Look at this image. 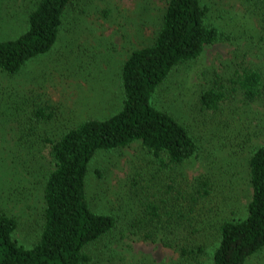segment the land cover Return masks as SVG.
<instances>
[{
  "label": "trees",
  "instance_id": "trees-1",
  "mask_svg": "<svg viewBox=\"0 0 264 264\" xmlns=\"http://www.w3.org/2000/svg\"><path fill=\"white\" fill-rule=\"evenodd\" d=\"M74 1L36 0L27 13L25 29L14 38L0 40V72L14 75L27 61L50 51ZM237 1L243 10L239 18L250 23L247 35L239 36L245 44L222 28L223 14L209 0H166L153 41L133 49L121 65L117 111L103 118H86L56 137L35 132L47 146L50 164L43 187V221L38 236L26 245L15 236L16 217L0 211V264H91L89 247L113 229L116 219L91 207L86 189L88 164L98 151L133 143L139 144V153L132 184L138 185L136 198L144 221L151 225L140 237L158 239L181 256L196 258L204 252V246L179 243L175 232L187 233L193 225L192 212L214 196L213 190L223 187L214 184L217 177L212 179L221 169L210 161L204 173L191 179L182 171L174 174L199 153V144L188 126L158 107L153 97L173 68L196 60L206 46L222 40L235 44L230 68L214 73L208 86L200 89L196 105L211 114L218 149L227 150V156L243 152L250 198L243 216L219 223L209 264H244L264 247V124L260 112V107L264 110V62L255 60L264 56V0ZM12 106L23 117L26 109ZM33 106L26 124L51 116L47 107ZM27 134L20 132L17 143L33 148ZM142 172L150 177L138 180ZM155 186L157 190L151 191ZM165 229L170 230L158 236Z\"/></svg>",
  "mask_w": 264,
  "mask_h": 264
},
{
  "label": "rangeland",
  "instance_id": "rangeland-1",
  "mask_svg": "<svg viewBox=\"0 0 264 264\" xmlns=\"http://www.w3.org/2000/svg\"><path fill=\"white\" fill-rule=\"evenodd\" d=\"M35 1L0 0V40L14 38L25 29L27 13ZM209 1L223 14L222 28L245 44V38L239 36L247 35L250 23L240 19L243 10L238 1ZM165 6L166 0H75L50 51L27 61L14 75L0 72V211L16 217L15 236L24 244H31L40 231L43 187L50 166L47 146L35 137V132L56 137L86 118H103L117 111L121 65L133 49L153 41ZM234 45L222 40L206 46L199 58L173 68L153 97L158 107L169 110L188 126L199 144V153L174 174L182 171L191 179L204 173L210 161L221 169L214 170L212 179L217 177L214 184L223 187L213 190L214 196L192 212L193 225L187 227V233L175 232L179 243L204 246V252L196 258L181 256L158 239L140 237L151 225L144 221L136 198L138 185L132 184L136 175L133 167L138 163L135 156L139 153V144L133 143L98 151L88 164L86 189L91 207L116 219L113 229L89 247L91 264H209L219 223L245 214L250 187L243 152L237 155L233 151L227 156V150L218 149L213 118L196 105L200 89L208 86L214 73H225L230 68ZM258 58L264 62V56L255 60ZM11 104L26 109L23 117L13 111ZM36 104L47 107L51 116L26 124ZM260 112L264 124L261 107ZM25 130L34 142L33 148L17 143ZM137 176L142 181L150 177L144 172ZM156 190L157 186L151 188ZM169 230H160L158 236ZM244 264H264V247Z\"/></svg>",
  "mask_w": 264,
  "mask_h": 264
}]
</instances>
